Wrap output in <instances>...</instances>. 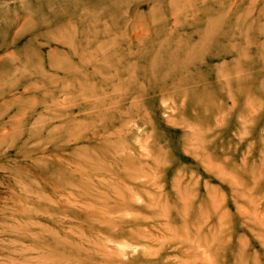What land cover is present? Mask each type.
I'll return each instance as SVG.
<instances>
[{"label": "rangeland", "instance_id": "obj_1", "mask_svg": "<svg viewBox=\"0 0 264 264\" xmlns=\"http://www.w3.org/2000/svg\"><path fill=\"white\" fill-rule=\"evenodd\" d=\"M0 264H264V0H0Z\"/></svg>", "mask_w": 264, "mask_h": 264}]
</instances>
